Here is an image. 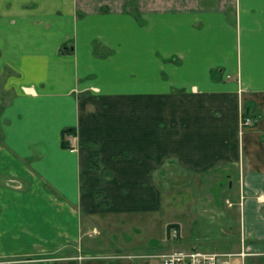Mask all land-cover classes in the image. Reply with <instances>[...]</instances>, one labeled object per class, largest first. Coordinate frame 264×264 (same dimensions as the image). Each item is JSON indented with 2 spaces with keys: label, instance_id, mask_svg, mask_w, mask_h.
I'll return each instance as SVG.
<instances>
[{
  "label": "crops",
  "instance_id": "crops-1",
  "mask_svg": "<svg viewBox=\"0 0 264 264\" xmlns=\"http://www.w3.org/2000/svg\"><path fill=\"white\" fill-rule=\"evenodd\" d=\"M109 147L128 196L91 166ZM178 173L228 181L264 264V0H0L1 255L73 257L90 197L134 211Z\"/></svg>",
  "mask_w": 264,
  "mask_h": 264
},
{
  "label": "rangeland",
  "instance_id": "rangeland-1",
  "mask_svg": "<svg viewBox=\"0 0 264 264\" xmlns=\"http://www.w3.org/2000/svg\"><path fill=\"white\" fill-rule=\"evenodd\" d=\"M65 140L68 141L66 136ZM85 146L95 149L93 146ZM112 151L109 147L108 153L103 155L107 166L94 168L99 174H106V178L114 177L115 189L120 188L124 193L122 195L128 196L131 191L128 186L130 182L127 184L124 181L127 172L124 160L128 156L112 155ZM145 158L143 155L133 158L138 167V175L145 174L144 164L140 162ZM101 162L100 157L90 161L94 166ZM181 177L182 174H176V181H172V184L169 176L168 181H164L166 187H162L163 192L162 188L153 186L151 203H145L140 195V187L136 186L134 194L137 195L138 208L134 211L119 210L118 200L114 196L115 203L112 199L113 203L109 200L99 202L98 206L102 203L99 206L101 210L90 212L94 207L90 197L87 201L90 209L82 211V239L73 257L70 251L63 250L55 253H47V249H21L14 253L10 250L7 255L0 254V264H65L68 262L65 260L71 258L83 262L89 257L104 260L106 264H153L156 254L191 249L236 253L245 250L256 253L244 246L240 227L241 205L236 203L234 190L228 186V181L219 186L213 181H209L210 184L205 179L199 181V177L184 186L185 181ZM96 197L102 195L98 193ZM174 229H179L177 238L173 237ZM187 237L190 238L187 240ZM187 241H192V244ZM232 259L235 263L241 262L239 256Z\"/></svg>",
  "mask_w": 264,
  "mask_h": 264
},
{
  "label": "built area",
  "instance_id": "built-area-1",
  "mask_svg": "<svg viewBox=\"0 0 264 264\" xmlns=\"http://www.w3.org/2000/svg\"><path fill=\"white\" fill-rule=\"evenodd\" d=\"M243 125L252 123V118L246 116L242 120ZM173 237L179 236V229H174ZM255 254L245 250L243 252L229 251H207L200 249L173 250L165 253L156 254L153 264H246V257ZM239 256L240 263H235L233 257Z\"/></svg>",
  "mask_w": 264,
  "mask_h": 264
},
{
  "label": "trees",
  "instance_id": "trees-1",
  "mask_svg": "<svg viewBox=\"0 0 264 264\" xmlns=\"http://www.w3.org/2000/svg\"><path fill=\"white\" fill-rule=\"evenodd\" d=\"M246 114V113H245ZM66 134H75V128H72V127H67V128H65L63 131H62V136H63V139H62V144L64 145V146H66V147H68V146H70V143L67 141V140H65V136H66ZM96 163H98V162H96ZM91 166H93V167H101L99 164L97 165V166H94L93 164H91Z\"/></svg>",
  "mask_w": 264,
  "mask_h": 264
}]
</instances>
